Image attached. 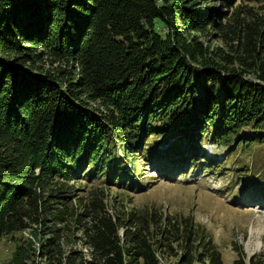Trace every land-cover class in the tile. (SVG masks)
Instances as JSON below:
<instances>
[{
    "label": "trees",
    "instance_id": "16d2710c",
    "mask_svg": "<svg viewBox=\"0 0 264 264\" xmlns=\"http://www.w3.org/2000/svg\"><path fill=\"white\" fill-rule=\"evenodd\" d=\"M193 2L0 0V240L30 229L49 264H264L109 195L207 140L264 145V0Z\"/></svg>",
    "mask_w": 264,
    "mask_h": 264
},
{
    "label": "rangeland",
    "instance_id": "374dc122",
    "mask_svg": "<svg viewBox=\"0 0 264 264\" xmlns=\"http://www.w3.org/2000/svg\"><path fill=\"white\" fill-rule=\"evenodd\" d=\"M218 1L193 3L208 7L218 6ZM158 29L167 33L163 24ZM199 95L200 88L194 97ZM200 152L196 160L183 158L168 168L161 161L146 162L142 192L139 183L131 189L132 196L117 190L109 195L126 198L140 208L156 206L166 213L192 215L213 236L225 262L237 258V248L247 258L264 252V145L253 146L249 153H228L227 148L207 140ZM39 242L30 229L4 236L0 264H49L39 256Z\"/></svg>",
    "mask_w": 264,
    "mask_h": 264
}]
</instances>
